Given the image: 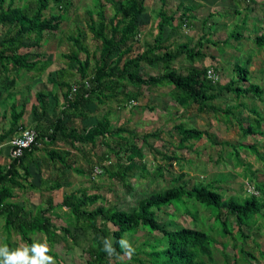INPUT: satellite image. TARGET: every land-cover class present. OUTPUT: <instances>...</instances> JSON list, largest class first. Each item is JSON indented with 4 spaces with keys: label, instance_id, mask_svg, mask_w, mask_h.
I'll use <instances>...</instances> for the list:
<instances>
[{
    "label": "trees",
    "instance_id": "1",
    "mask_svg": "<svg viewBox=\"0 0 264 264\" xmlns=\"http://www.w3.org/2000/svg\"><path fill=\"white\" fill-rule=\"evenodd\" d=\"M17 1L26 3L17 5ZM160 1L161 6L155 12L157 33L151 44L144 43L141 47L138 38L142 28L140 17L147 11L145 0H94L93 9L87 12L88 30L92 40L98 43L93 54L84 46L79 34L68 37L72 50L63 55L68 62L67 71L56 70L47 78L54 89L61 91L63 102L60 111L55 117H50L47 100L49 97L56 99V94L53 91H36V104L32 105L30 110L32 127L37 135L35 143L23 150L20 158L14 159L9 156V163L4 167L0 166V222H3V229L8 235L11 232L17 233L22 242L30 247L37 243L33 237L40 234L44 236L50 249L60 242L65 244L70 242L81 247L87 256L85 264H119L113 262L124 255L119 241L121 239L128 241L142 230L153 238L145 240L138 247H133L135 252L130 258L132 262L214 264L213 248L216 242L210 234L214 231L221 237H227L232 234L231 224H234L235 241L240 243L241 255L247 260L255 258L253 254L244 252V242L249 235L244 228L251 231L257 227L258 221L264 220V183H253L254 173L248 172L249 169L242 176L252 185L253 192L245 194L244 197H224L211 184H196L191 187L179 184L183 175L176 174L166 188L140 198L133 208L126 211L103 204L93 208L98 202H104V198L100 194H90L85 188L64 195L62 202L54 205L50 194L62 188L61 180L55 179L50 185L39 188L40 190L29 182L32 176L30 166L36 161L40 144L46 147L44 151L50 162L60 166V177L64 174L61 169L82 174L81 169L76 166L81 155L91 170L100 167L101 175L116 180L128 189L133 172L138 169L145 172V166L137 160L141 156V146L137 141L145 143L154 134L138 137L137 133L129 128L118 127L114 130L109 112L100 115L94 125L80 129L77 124L88 118L86 103L97 102L104 105L118 96H122L125 101H133L141 95L143 87L151 90L165 86L169 87L170 97L179 108L187 110L196 107L198 113L207 111L219 113L213 101L224 90L234 95L236 100L245 97L264 100V87L251 83L248 69L240 66L238 62L234 63L232 69L236 74L235 80H231L226 86L209 79L207 71L210 69L207 67L195 66L197 60L204 57L202 48L205 44L217 45L209 39V34L205 33L212 13L201 21L202 35L195 45L190 47L189 42L172 41V34L169 33L179 31L182 27L193 26L191 22L197 18L195 12L203 6L193 7V0H190V4L180 1L176 10L172 12L166 9L165 0ZM50 3L53 4L52 7ZM106 5L112 10L110 17L105 14ZM71 6L70 0H0V71L5 75L13 73L16 76L21 71L35 73L38 76L43 74L49 63L40 52L42 43L46 36L59 31ZM48 9L50 12L46 16L45 11ZM239 30L241 29L233 30L227 40L239 41L241 38ZM253 42L258 49L264 51L263 33L257 35ZM29 49L36 51L32 53L27 51ZM81 53L85 56L83 60L79 58ZM182 60L187 62L188 67L184 72H178L173 64ZM141 65L158 67L159 73L143 77L139 74ZM73 69L75 74L71 85L67 76ZM15 81V77L12 79L7 77L3 82L6 100L10 102V113L8 124L0 132V150L4 143H8L25 129L23 118L27 103L24 100H17L11 91ZM128 85H132L134 90H127ZM73 88L76 89L75 92ZM239 107L247 109L244 104H240ZM249 111L254 117L253 123L237 121L242 138L256 135L264 137L262 130L264 115L256 109ZM225 114L229 117L231 111L226 110ZM4 115L5 113L0 115V123L4 120ZM176 131L179 136L178 148H185V143L190 141L201 140L205 133L183 125H177ZM109 139L114 140L113 147L110 146ZM77 144L91 149L101 145L108 151L102 152L96 162H91L87 159L88 155L78 149ZM222 144L231 146L227 142ZM237 147H233L234 152L231 154L235 166L241 164L238 150L242 148L251 151L264 164V158L254 147L242 143ZM110 155L115 158L114 163L106 167L101 166ZM163 157L166 162L177 158L176 155ZM166 162L164 165H158L150 176L163 177L164 170L170 167ZM27 189H37L42 194L46 193L48 195L46 207L39 206L34 213H29L23 206L12 201L17 190ZM196 206H200L206 214L199 216ZM166 207H172L176 212L182 211L200 224L206 222V215H209L220 229L214 228L216 226L212 228L213 223L207 225L206 230L181 227L175 225L173 214L168 215L171 219L169 222L160 223L157 212ZM63 208L66 209L63 214L64 221L62 225L56 226L52 221V214L55 210ZM105 240L115 250L111 256L104 250ZM6 245L12 250L8 241ZM141 254L145 259L139 256ZM48 255L57 259L52 250ZM224 257V264H228V256ZM243 264L250 262L244 261Z\"/></svg>",
    "mask_w": 264,
    "mask_h": 264
},
{
    "label": "rangeland",
    "instance_id": "2",
    "mask_svg": "<svg viewBox=\"0 0 264 264\" xmlns=\"http://www.w3.org/2000/svg\"><path fill=\"white\" fill-rule=\"evenodd\" d=\"M70 1L72 6L67 13L66 19L61 23L59 31L46 36L42 43L40 52L49 63L48 69L39 76L25 71H21L18 76L13 73L5 75V73L0 71V115L5 113V118L1 120L2 125L0 128L3 129L9 122L10 102L6 100V91L3 83L7 77L9 79L16 78L14 88H11V91L14 92L17 100L26 101L25 116L23 118L25 129H33L30 110L31 106L36 104V91H53L56 94V99L49 97L47 100L48 115L50 117H55L61 109V103L63 102L61 91L54 89L52 84L47 81V78L48 75L53 74L56 70L66 69L65 71H67L68 62L63 58V55L68 54L72 50V44L69 42L68 37L79 34L83 39L84 46L92 54L95 52L98 43L92 40V35L88 30L89 17L87 15L88 10L93 9L94 0ZM180 1L190 4V0H165L166 9L172 12L175 11L177 3ZM24 3L26 1L21 3L17 1V5ZM197 5H202L203 7L195 12L197 18L191 22L193 26L182 27L179 31L170 32L172 41L189 42L190 47H193L199 36L202 35L200 30L201 21L209 13H212L213 16L207 24L205 33H208L209 39L217 43V45L205 44L202 48L204 57L198 59L195 66L212 69L218 76L217 83L221 86H226L231 80H235L236 74L232 69L234 63L238 62L240 66L248 69L251 83L264 87V51L258 49L253 42L257 35L264 34V0H193L192 6ZM52 6L53 4L50 3V7ZM145 6L147 11L140 17L142 28L138 37L141 47L144 43L151 44L154 40L157 33L155 29L157 22L155 12L160 8L161 1L145 0ZM104 11L108 17L112 15L109 5L105 6ZM49 12V9L45 11L46 16L49 15ZM236 28L237 30L241 29L239 30L241 33L240 40H227L229 34ZM167 33L168 30H166ZM27 51L33 53L36 50L29 49ZM79 58L83 60L85 58L84 54H79ZM90 66H93L92 62ZM173 67L178 72H184L188 64L185 60H182L173 64ZM159 70L158 67L141 65L139 74L143 77L154 76L159 73ZM74 74L75 70L73 69L67 76L71 85H73ZM127 90L133 91L134 87L128 85ZM240 104L246 105L247 109L239 107ZM213 105L219 110V113L211 111L198 113L196 107L183 110L170 97V90L167 86L151 90L143 87L141 95L133 101H125L122 96H118L114 100L107 101L104 105H100L97 102L86 103L85 110L88 113V118L77 124L80 129L94 125L100 115L104 112H109L112 129L114 130L118 127L129 128L135 131L138 137L154 134L145 143L137 141L139 146H141V156L137 160L145 166V172L143 173L140 169L135 170L129 179L130 188L128 189L116 180H111L108 176L101 175L100 167L91 170L87 161L81 155L78 157L76 166L81 169L82 174L61 169L64 174L60 177V166L50 162L44 151L46 147L40 144V150L36 154V161L30 166L32 176L29 182H32L39 189L50 185L55 179L61 180L63 182L62 188L50 194L54 205H59L64 195L70 194L76 189L85 188L90 194H100L104 198V202H98L93 208L103 204L115 206L117 209L125 211L133 208L140 198L166 188L171 183L173 175L176 174L183 175L179 184H185L188 187L196 184H211L224 197H244L245 194L253 192V188L242 175L249 169L248 172L254 173L253 183H264V164L251 151L242 148L238 150L241 164L240 166H235L236 163H234L233 156H231L234 152L233 147H237L241 143L252 146L264 158V137L256 135L243 139L238 129L237 121L245 124L253 123L254 117L249 109H256L260 114L264 115V100L251 97L236 100L234 95L224 90L213 101ZM226 110L231 111L229 117H226ZM177 125L195 128L205 133L201 140L190 141L185 143V148H178ZM262 130H264V124L262 125ZM225 142L231 144V146L223 145L222 143ZM109 144L113 147L114 140L109 139ZM6 145H3L2 152L0 150V166L2 167L9 163V157L7 156L9 146L7 148ZM76 146L82 153L88 155L87 159L91 162H96L97 157L102 152L108 151L105 146L101 145L94 149L81 147L79 144ZM172 155H176L177 158L166 162L167 160L163 156ZM114 161L115 158L110 155L105 162H102L101 166L106 167L110 163L113 164ZM165 162L169 163L170 167L168 170H164L163 177L152 178L150 173L154 172L158 165H164ZM39 190H17L16 196L12 201L23 206L25 211L34 213L37 207H46L48 195L46 193L42 194ZM196 207L199 216L206 214L200 206ZM65 210L64 208L57 209L52 214V221L56 226L62 225ZM171 214L175 216V219H173L175 225L181 227L203 228L206 230L207 225L213 223L209 215H206V222L202 224L196 223L190 216L182 211L176 212L172 207L162 208L157 212L158 221L160 223L169 222L171 219L168 215ZM2 225L3 222L1 221L0 247L6 245L7 241L10 243L12 250L25 245L17 233L11 232L8 235ZM231 226H233V232L227 237H221L214 231L210 234L216 242L213 248L214 264H224V255L228 256V264H243L244 261H249L250 264H264V220L258 221L257 227L251 231L244 228V231L249 235L244 242L243 249L244 252L254 255L255 258L253 260H247L246 257L241 255L239 250L241 248L240 243L235 241L236 228L234 224H231ZM211 227L220 229V226L216 223L211 225ZM150 238H153V236H149L146 231L141 230L133 235L128 242L132 247H138L142 242ZM33 240L37 243H45L44 236L40 234L35 235ZM234 245H236V248H234ZM51 250L57 255L55 264H85L87 259L82 248L74 246L70 242L69 244L60 242L51 247ZM139 256L145 259L142 254ZM242 257L245 259L243 260ZM113 262L137 264L132 262L126 255L120 256Z\"/></svg>",
    "mask_w": 264,
    "mask_h": 264
},
{
    "label": "clouds",
    "instance_id": "3",
    "mask_svg": "<svg viewBox=\"0 0 264 264\" xmlns=\"http://www.w3.org/2000/svg\"><path fill=\"white\" fill-rule=\"evenodd\" d=\"M104 243V250L110 256L113 255L115 250L111 244L107 240ZM119 243L124 255L131 258L135 249L125 239H121ZM50 250L46 241L43 244L35 243L30 247L28 245H22L16 250H10L7 245H4L0 247V264H55V258L48 255Z\"/></svg>",
    "mask_w": 264,
    "mask_h": 264
},
{
    "label": "built area",
    "instance_id": "4",
    "mask_svg": "<svg viewBox=\"0 0 264 264\" xmlns=\"http://www.w3.org/2000/svg\"><path fill=\"white\" fill-rule=\"evenodd\" d=\"M207 77L214 82L218 80V76L211 69L207 71ZM75 90L76 89L73 88L74 92ZM36 137V132L33 129L27 128L22 130L18 136L12 138L8 142L9 156L14 159L20 158L23 154V150L30 148V146L35 143Z\"/></svg>",
    "mask_w": 264,
    "mask_h": 264
},
{
    "label": "crops",
    "instance_id": "5",
    "mask_svg": "<svg viewBox=\"0 0 264 264\" xmlns=\"http://www.w3.org/2000/svg\"><path fill=\"white\" fill-rule=\"evenodd\" d=\"M23 123H24V120H23ZM0 130H2V128H0ZM0 132H1V131H0ZM18 135H19V133H17L14 137H16V136H18ZM14 137H13V138H14ZM6 144H7V145H6ZM3 145H4V146L6 145L7 148H8V143H4ZM3 145L1 146V152H2V147H3ZM0 155H1V153H0ZM7 156L9 157V153H8ZM5 157H6V156H5ZM8 157H7V158H8Z\"/></svg>",
    "mask_w": 264,
    "mask_h": 264
}]
</instances>
